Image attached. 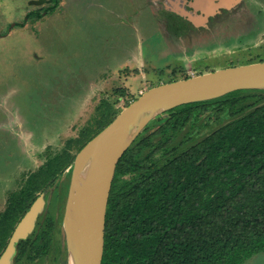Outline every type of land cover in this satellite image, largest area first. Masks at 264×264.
<instances>
[{
  "label": "rangeland",
  "instance_id": "rangeland-1",
  "mask_svg": "<svg viewBox=\"0 0 264 264\" xmlns=\"http://www.w3.org/2000/svg\"><path fill=\"white\" fill-rule=\"evenodd\" d=\"M145 2L62 0L49 12L52 0H0L1 212L28 176L92 121L103 100L122 109L148 88L174 78L264 61V0L226 4L201 21L181 23L178 28L192 26L186 36ZM34 10L42 17L27 19ZM217 118L203 120L195 130L213 129ZM85 145L74 151V160L83 159L82 168L91 161L92 148ZM73 162L52 187L38 193L44 192L45 200L40 219L51 218L54 226L43 230L54 231L59 250L65 247ZM14 222L2 221L6 232ZM56 253L65 264V250L51 247L49 258ZM243 264H264V252Z\"/></svg>",
  "mask_w": 264,
  "mask_h": 264
},
{
  "label": "trees",
  "instance_id": "trees-1",
  "mask_svg": "<svg viewBox=\"0 0 264 264\" xmlns=\"http://www.w3.org/2000/svg\"><path fill=\"white\" fill-rule=\"evenodd\" d=\"M61 1L52 0L49 12ZM42 14L34 10L26 18ZM120 110L103 100L92 121L28 176L6 217H21L38 193L52 187L71 165L74 151ZM213 115L219 122L213 129L195 130ZM38 226L43 249L42 226L50 223ZM260 252L264 90H236L179 105L150 121L116 165L101 264H243Z\"/></svg>",
  "mask_w": 264,
  "mask_h": 264
},
{
  "label": "water",
  "instance_id": "water-1",
  "mask_svg": "<svg viewBox=\"0 0 264 264\" xmlns=\"http://www.w3.org/2000/svg\"><path fill=\"white\" fill-rule=\"evenodd\" d=\"M247 89L264 90V61L231 65L152 86L122 108L107 126L88 141L92 148L91 161L86 168H82V157L74 160L65 207L63 226L67 264H101L105 213L116 165L150 121L179 105ZM77 169H88L89 177L75 183ZM83 186L86 192L77 198V190ZM42 197L43 194H40L34 200L17 223L0 257V264L9 263L15 242L25 238L32 230L44 205Z\"/></svg>",
  "mask_w": 264,
  "mask_h": 264
},
{
  "label": "flooded vegetation",
  "instance_id": "flooded-vegetation-1",
  "mask_svg": "<svg viewBox=\"0 0 264 264\" xmlns=\"http://www.w3.org/2000/svg\"><path fill=\"white\" fill-rule=\"evenodd\" d=\"M186 1V8L185 10L182 9L178 4H174L167 6L163 2L164 0H154L151 1L150 4H148L145 8H150V11L157 12V14H161L162 16H165L167 20H171L172 24L174 25L175 31H183L184 36H186L187 32H189V28H178V26L181 23H187V22H193V21H201L204 16H206L207 12L212 11L214 8H222L224 5L232 4L231 6L238 5L241 3L242 0H205L203 3H200L199 0H185ZM191 1V6L188 5V2ZM198 6V7H197ZM196 7V8H195ZM154 9V10H152ZM187 10V11H186ZM181 29V30H179ZM66 172V170H65ZM20 192H18L19 194ZM44 194V192L42 193ZM38 194L36 198L39 196ZM35 198V199H36ZM44 205L45 206V200L44 197ZM59 199V196H57ZM55 198L53 197V200ZM34 202V200H33ZM32 202V203H33ZM52 202V201H51ZM31 203V204H32ZM30 204V206H31ZM29 206V207H30ZM29 209V208H28ZM27 209V210H28ZM8 207L5 208L2 212L0 211V257L6 250L9 240L12 236V233L17 225V223L21 220L23 215L26 213V211L19 217L12 226H14L11 230V232H6L5 230V224L2 223V221H8L9 219L6 217L7 215ZM41 214L39 213L38 217L35 220V224L32 228V230L27 234L25 238L18 239L14 244V250L12 254L9 256L8 260L9 263L7 264H26L27 261L33 260V259H39L42 261V264H61V259H59L60 255L59 253H56L55 257L49 258V253L51 250V247L53 251L56 252L65 250L66 256V241H65V247L59 250V248L54 246L56 243L53 242L51 234L54 232H50L48 230L49 228L54 229V226H52L51 218H47L44 220L40 219ZM50 223V226L47 230H44L43 235V242L44 244H47L43 249H41V232L38 230L39 226L43 223ZM8 224V223H7ZM11 224H9L10 226ZM46 225V224H45ZM43 227V226H42ZM53 235V234H52ZM61 243V242H60ZM58 243V245L60 244ZM65 264H67V260L65 261Z\"/></svg>",
  "mask_w": 264,
  "mask_h": 264
},
{
  "label": "bare ground",
  "instance_id": "bare-ground-1",
  "mask_svg": "<svg viewBox=\"0 0 264 264\" xmlns=\"http://www.w3.org/2000/svg\"><path fill=\"white\" fill-rule=\"evenodd\" d=\"M89 177V170L87 169L86 171H82L80 169H77L75 171V177H74V182L78 183L81 179H85ZM86 188L80 187L77 190V198H80L83 194H85Z\"/></svg>",
  "mask_w": 264,
  "mask_h": 264
},
{
  "label": "crops",
  "instance_id": "crops-1",
  "mask_svg": "<svg viewBox=\"0 0 264 264\" xmlns=\"http://www.w3.org/2000/svg\"><path fill=\"white\" fill-rule=\"evenodd\" d=\"M148 2H145V6H147L148 4L151 3V1H154V0H147ZM205 0H199L200 3H203ZM165 5L167 6H170V5H173L174 4H178L180 7H182L183 10L187 9L186 8V1L185 0H164L163 2ZM191 1L188 2V5L191 6ZM198 7V6H197ZM196 8V7H195ZM187 11V10H186Z\"/></svg>",
  "mask_w": 264,
  "mask_h": 264
}]
</instances>
